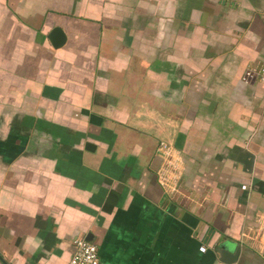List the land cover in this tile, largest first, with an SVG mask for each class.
Listing matches in <instances>:
<instances>
[{
	"label": "crops",
	"instance_id": "0c3cea01",
	"mask_svg": "<svg viewBox=\"0 0 264 264\" xmlns=\"http://www.w3.org/2000/svg\"><path fill=\"white\" fill-rule=\"evenodd\" d=\"M263 62L264 0H0V254L264 264Z\"/></svg>",
	"mask_w": 264,
	"mask_h": 264
},
{
	"label": "built area",
	"instance_id": "2783aa9c",
	"mask_svg": "<svg viewBox=\"0 0 264 264\" xmlns=\"http://www.w3.org/2000/svg\"><path fill=\"white\" fill-rule=\"evenodd\" d=\"M256 80L264 81V62L248 67L243 75V81L246 83ZM158 154L163 159L161 169L158 171L160 181L164 187L175 191L184 174L181 169L182 161L177 156L176 149L164 140L159 142ZM74 245L75 250L68 264H100L99 248L94 241L86 237H76ZM200 250L205 252L207 247L201 246Z\"/></svg>",
	"mask_w": 264,
	"mask_h": 264
},
{
	"label": "water",
	"instance_id": "95a60500",
	"mask_svg": "<svg viewBox=\"0 0 264 264\" xmlns=\"http://www.w3.org/2000/svg\"><path fill=\"white\" fill-rule=\"evenodd\" d=\"M61 30L60 29H55L52 33V35L55 37V38H59L58 37V34H61ZM89 240H91V238L88 236L87 237ZM238 255H239V251L237 250L236 252H232L230 249H228L226 246H223L221 248V256H222V260L225 261V262H234L236 261V259L238 258ZM0 260L3 264H9L4 258L3 256L0 254Z\"/></svg>",
	"mask_w": 264,
	"mask_h": 264
}]
</instances>
